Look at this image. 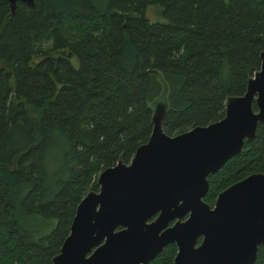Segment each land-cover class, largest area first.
I'll list each match as a JSON object with an SVG mask.
<instances>
[{"label":"trees","instance_id":"16d2710c","mask_svg":"<svg viewBox=\"0 0 264 264\" xmlns=\"http://www.w3.org/2000/svg\"><path fill=\"white\" fill-rule=\"evenodd\" d=\"M149 4L163 20L147 18ZM261 49L264 0H34L13 13L0 0V264H52L97 173L147 139L161 89L152 69L173 135L220 118ZM251 172H264V121L207 175L202 199ZM33 218L54 223L44 231ZM251 264H264V244Z\"/></svg>","mask_w":264,"mask_h":264},{"label":"water","instance_id":"95a60500","mask_svg":"<svg viewBox=\"0 0 264 264\" xmlns=\"http://www.w3.org/2000/svg\"><path fill=\"white\" fill-rule=\"evenodd\" d=\"M7 1L13 13L16 1L34 0ZM258 55V68L241 94L226 96L220 118L173 135L161 127L167 86L151 70L161 89L148 102L147 139L128 162L118 158L97 173V188L76 203L52 264H145L168 242L176 245L170 264L254 261L264 244V172L228 184L212 205L202 197L207 175L251 140L264 121V49Z\"/></svg>","mask_w":264,"mask_h":264},{"label":"rangeland","instance_id":"374dc122","mask_svg":"<svg viewBox=\"0 0 264 264\" xmlns=\"http://www.w3.org/2000/svg\"><path fill=\"white\" fill-rule=\"evenodd\" d=\"M145 14L150 20H163L161 14V6L159 4H149L145 8ZM50 168H54L53 164L49 163ZM54 223V220L51 219H39L33 218L31 219V225L37 227L38 229H42L47 231Z\"/></svg>","mask_w":264,"mask_h":264},{"label":"flooded vegetation","instance_id":"af4514ba","mask_svg":"<svg viewBox=\"0 0 264 264\" xmlns=\"http://www.w3.org/2000/svg\"><path fill=\"white\" fill-rule=\"evenodd\" d=\"M211 205H212V204H211ZM153 217H154V215H151V216L148 218V220H151ZM173 221H174V219L169 220L168 223H167V225H171ZM168 244H173L174 247H175L174 253H173V255H172V257H171V260H170V262H169V264H170L171 261H172V258H173V256H174V254H175V251H176V245H175L174 242H168V243H166L164 246H162V248H161L158 252H156L152 257L148 258V259L145 261V264H149V261H150L151 259H153V257L156 256V254H158V253H159V252H160V251H161L166 245H168Z\"/></svg>","mask_w":264,"mask_h":264}]
</instances>
